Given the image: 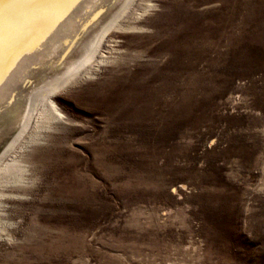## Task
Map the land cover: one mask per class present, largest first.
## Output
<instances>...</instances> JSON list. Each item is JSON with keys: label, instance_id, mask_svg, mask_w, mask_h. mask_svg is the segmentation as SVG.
Masks as SVG:
<instances>
[{"label": "rangeland", "instance_id": "obj_1", "mask_svg": "<svg viewBox=\"0 0 264 264\" xmlns=\"http://www.w3.org/2000/svg\"><path fill=\"white\" fill-rule=\"evenodd\" d=\"M73 1L3 0L0 28ZM124 9L0 157V264H264V0Z\"/></svg>", "mask_w": 264, "mask_h": 264}, {"label": "bare ground", "instance_id": "obj_2", "mask_svg": "<svg viewBox=\"0 0 264 264\" xmlns=\"http://www.w3.org/2000/svg\"><path fill=\"white\" fill-rule=\"evenodd\" d=\"M127 1L75 0L28 29L0 28V36L15 40L12 48L0 45V157L13 148L39 102L46 101L51 93L80 73L77 71L80 66L76 64L70 65L67 71L69 65L63 66L64 59H69L74 52V55L83 56L84 63L89 62ZM133 2L129 0L124 11L127 12ZM35 86H38L39 97L34 93L36 99L25 103L22 95ZM4 90L7 93L3 96ZM17 125L16 135L10 137ZM10 127L12 131H4Z\"/></svg>", "mask_w": 264, "mask_h": 264}]
</instances>
